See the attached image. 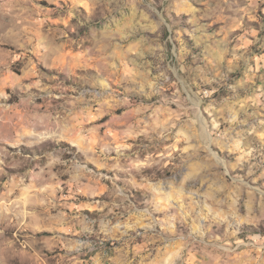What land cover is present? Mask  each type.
<instances>
[{
	"label": "rangeland",
	"instance_id": "rangeland-1",
	"mask_svg": "<svg viewBox=\"0 0 264 264\" xmlns=\"http://www.w3.org/2000/svg\"><path fill=\"white\" fill-rule=\"evenodd\" d=\"M0 264H264V0H0Z\"/></svg>",
	"mask_w": 264,
	"mask_h": 264
}]
</instances>
